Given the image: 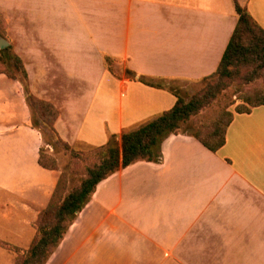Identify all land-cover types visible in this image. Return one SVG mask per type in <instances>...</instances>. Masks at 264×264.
I'll return each instance as SVG.
<instances>
[{"label":"crops","instance_id":"0c3cea01","mask_svg":"<svg viewBox=\"0 0 264 264\" xmlns=\"http://www.w3.org/2000/svg\"><path fill=\"white\" fill-rule=\"evenodd\" d=\"M238 2L264 28V0ZM0 14L27 81L0 72V244L23 251L59 176L37 162L27 93L53 105L63 141L102 146L175 102L126 68L194 83L236 14L232 0H0ZM160 151L99 181L44 264H264V105L234 113L215 152L182 132Z\"/></svg>","mask_w":264,"mask_h":264},{"label":"trees","instance_id":"16d2710c","mask_svg":"<svg viewBox=\"0 0 264 264\" xmlns=\"http://www.w3.org/2000/svg\"><path fill=\"white\" fill-rule=\"evenodd\" d=\"M232 3L236 14V23L216 69L208 76H213L217 80L230 78L235 65L249 62L253 57L255 60L253 61L255 63L253 72L246 81L248 84L253 82V92L242 97L241 102L236 104L234 108L235 113H247L253 107L264 105V83H260L261 79L264 80V28L256 22L245 6L239 4L238 0H232ZM3 24L4 22L1 20L0 36H4L5 24L4 26ZM12 51L11 45L0 50V72L11 78H17L16 74L20 72L22 78L26 79L22 62ZM4 54H7V59L13 60L14 70L9 66H2L5 64L3 61ZM105 58L104 63L108 66ZM107 69L111 70L108 67ZM125 75L149 86L172 91L175 95L174 104L169 109L124 129L115 140H112L114 136H110L104 145L98 146L99 153L95 155L94 161L85 167L84 175L78 186L67 193H63L64 180L61 172H59L57 183L47 205L37 215L34 223L35 233L28 247L23 251L12 247L19 249L21 254L16 255L14 264H44L67 227L89 201L97 183L133 162L139 160L158 162L161 159V142L168 135L178 132L187 133L199 140L203 146L212 152L224 144L225 132L234 113H226V117L221 115V118H215L207 126L196 125L193 130L187 126L190 117L195 115L211 99L209 97L213 95L212 90L207 89L204 92H198L185 101L181 96L175 94L170 87L150 77L137 75L127 68ZM208 76L203 77V79ZM26 100L32 110V127L39 129L42 136H44L43 132L47 128L49 132L45 133L53 139V142L50 138L48 139V145L60 143L67 148L68 143L58 136L53 126L57 116V111L53 105L32 94H27ZM33 117L36 118V124L32 123ZM37 162L42 168L57 170L54 160L50 156H44L41 147Z\"/></svg>","mask_w":264,"mask_h":264},{"label":"rangeland","instance_id":"374dc122","mask_svg":"<svg viewBox=\"0 0 264 264\" xmlns=\"http://www.w3.org/2000/svg\"><path fill=\"white\" fill-rule=\"evenodd\" d=\"M0 18V21L2 20L5 24V21H3L4 18L1 14ZM3 30L4 36L2 35V37L8 38L5 32V27ZM6 55L7 54L3 55V61H5V64L3 63L4 65L2 66H9L12 70H14L15 66H13V60L7 59ZM105 61L108 63V66L106 64L105 66L111 69V71H115L117 69L118 63L116 60L105 58ZM253 61L255 60L251 57L249 62L235 65L233 68L235 73L233 72L230 75V78H224L221 80H217L213 76H208L207 78H202L194 83L184 84L168 80L156 81L170 87L175 94L181 96L185 101L198 92H204L207 89L213 91V95L209 97V99H211H208V103L200 108L198 112L191 116L188 120L187 126L193 130L196 125L201 124L207 126L215 118L220 117L221 115L222 117H226V113H235V105L241 102L242 97L250 95L253 92V82L249 84L246 83L253 72V67L255 65ZM16 77L22 82L24 88L27 90V81L22 78L20 72H17ZM260 83H264V80L261 79ZM32 123H37L36 118L34 119L33 117ZM45 132H49L47 128H45ZM45 132H43L44 136H42V154L44 156H50L54 160L55 167L59 172H61L64 180L63 193H67L71 189L78 186L84 175L85 167L94 161L95 155L99 153V148L98 146H91L83 143H75L72 145L67 144V148L60 143L48 145V139L50 138L51 142H53V139L51 136L48 137V134ZM115 139V137L112 138V140ZM0 246L2 248H0V264H14L13 262L14 259H16V255H21L19 249H13L10 246L2 244H0Z\"/></svg>","mask_w":264,"mask_h":264},{"label":"water","instance_id":"95a60500","mask_svg":"<svg viewBox=\"0 0 264 264\" xmlns=\"http://www.w3.org/2000/svg\"><path fill=\"white\" fill-rule=\"evenodd\" d=\"M5 46H7V42L3 38H0V48H4Z\"/></svg>","mask_w":264,"mask_h":264}]
</instances>
